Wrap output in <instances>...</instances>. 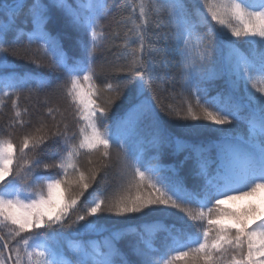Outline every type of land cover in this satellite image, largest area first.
Returning a JSON list of instances; mask_svg holds the SVG:
<instances>
[{
    "label": "snow or ice",
    "instance_id": "snow-or-ice-1",
    "mask_svg": "<svg viewBox=\"0 0 264 264\" xmlns=\"http://www.w3.org/2000/svg\"><path fill=\"white\" fill-rule=\"evenodd\" d=\"M113 4L0 0V264H264V0Z\"/></svg>",
    "mask_w": 264,
    "mask_h": 264
},
{
    "label": "trees",
    "instance_id": "trees-1",
    "mask_svg": "<svg viewBox=\"0 0 264 264\" xmlns=\"http://www.w3.org/2000/svg\"><path fill=\"white\" fill-rule=\"evenodd\" d=\"M123 0H114V4L112 5V12L113 14L123 12V9L120 8L121 3ZM111 3V0H110ZM111 18V17H110ZM50 28H52L54 31H60L61 36L64 42L65 50L68 52L69 55H73L74 51L76 50V38L77 33L73 31L70 27L66 26V22H64L62 19L59 21H56L54 17V23L49 25ZM121 34H123V28L120 29ZM66 33V36H65ZM157 37L159 39V43L156 45V49L154 50V58H155V68L159 75L165 77L168 80V83L165 85V87L171 86L173 82H178L179 80V73L177 69V60L173 55L172 48L169 45H165L164 43V28L161 27L160 32L157 33ZM164 56H168V67L165 68L162 60ZM17 64L21 66H26L28 68H31L35 71H44L43 69H37L35 65L27 64L26 61H16ZM223 81H217L215 84V88H221L223 87ZM215 88L213 90V94L215 93ZM161 99L164 103H173L179 105V96H177L175 99H173L171 96H169L167 93H160ZM113 111L115 112L116 109L114 108ZM163 115V113H161ZM167 119V117H165ZM114 159H115V152L113 153ZM178 157H171L166 155L164 158L165 163H174ZM92 192V189L89 190V193ZM86 197L88 196V193L85 194ZM111 219H119V218H111Z\"/></svg>",
    "mask_w": 264,
    "mask_h": 264
},
{
    "label": "rangeland",
    "instance_id": "rangeland-1",
    "mask_svg": "<svg viewBox=\"0 0 264 264\" xmlns=\"http://www.w3.org/2000/svg\"><path fill=\"white\" fill-rule=\"evenodd\" d=\"M255 203H260V201L259 200H257V201H254ZM241 203H247V202H241Z\"/></svg>",
    "mask_w": 264,
    "mask_h": 264
}]
</instances>
